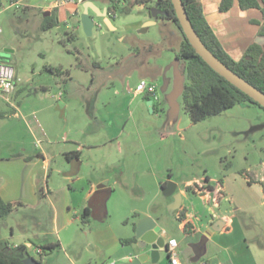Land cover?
<instances>
[{"label": "rangeland", "instance_id": "rangeland-1", "mask_svg": "<svg viewBox=\"0 0 264 264\" xmlns=\"http://www.w3.org/2000/svg\"><path fill=\"white\" fill-rule=\"evenodd\" d=\"M83 1L86 0H75L78 7L76 4L61 7L60 24L48 31L41 30L45 20L42 14L26 12L20 3L13 5L14 0L0 3V63L7 59L3 64L31 78L28 85L20 78L16 85L21 92L17 96L13 94L10 102L0 96V112L11 115L12 103L21 111L19 120L0 122V161L23 148L32 153L40 147L52 151L74 147L65 142L70 130L73 126L74 131L78 130L81 123L83 126L90 123L91 128L86 129L84 138L87 139L89 132L99 130L96 134L100 135L99 144L103 135L108 134L115 138V149L139 150L146 162L140 171L125 175L114 173V180L126 179L127 185L131 184L118 188L120 196L117 194L115 200L108 203L105 221L97 216L90 219L95 244L80 248L85 236L73 228L79 240L74 244L75 247L79 245L78 255L71 246H60L47 252L42 264H95L88 263L87 258L101 251L103 245L111 246V232L120 228L116 208L126 194L147 193L150 211L156 214L157 209L161 210L162 225L180 240L179 222L168 209L173 199L163 194L159 181L175 184L180 194L187 183L209 185L207 199L211 210H214L213 201L222 183L230 194V200L222 203L224 209L242 225L235 223L233 234L223 237L222 242L230 249L236 264H264V194L259 185L248 184L240 175L243 170L252 175L264 170V110L246 102L192 123L182 100L184 87L189 83L185 64L175 58L182 34L173 22L162 18L157 0L141 4L134 0H93L100 11L106 9L107 13H112L106 17L115 29H110L103 17L89 9L97 24L90 33L76 25L73 16L76 9L80 15L83 13ZM62 22H67L68 27ZM36 68L37 74L32 76L30 72ZM48 68H52V72ZM142 81L156 89V99L150 96L152 106L144 95L135 93ZM42 84L47 86V92L35 96V88ZM61 93L62 100L68 102L66 122L69 129H66L61 111L55 114L53 110L36 111L38 105H55ZM90 105L94 107L91 114ZM31 129L35 137L29 132ZM43 131H52L53 148L46 143ZM137 157H132L131 163ZM1 164L3 180L22 174L17 168ZM63 164V155L55 157L48 174L56 177L55 170L63 171ZM56 181L59 180L52 179L49 186H59ZM39 184L44 188L45 180ZM63 191L57 189L53 199L60 212L66 209L67 194ZM41 194L39 191V196ZM59 199H62L60 204ZM182 205L205 221L204 205L199 198L184 194ZM239 205L241 209L232 213ZM13 213L14 216L7 220H0V238L6 233L7 238L10 237L13 224L18 233L15 221L19 223L33 215V211L20 207ZM85 228L89 230L88 226ZM36 230L34 224L29 225V232H38ZM49 233L48 242L60 243L56 235ZM10 240L16 242V239ZM31 242L34 247L41 243L35 238ZM30 255L38 258L35 252ZM161 260L168 264L165 253L161 254ZM103 261L111 264L113 259L104 257Z\"/></svg>", "mask_w": 264, "mask_h": 264}, {"label": "crops", "instance_id": "crops-1", "mask_svg": "<svg viewBox=\"0 0 264 264\" xmlns=\"http://www.w3.org/2000/svg\"><path fill=\"white\" fill-rule=\"evenodd\" d=\"M6 1L7 0H0V3H5ZM58 1L59 0H18V3L26 9V12H32L35 15L42 14L44 19L54 16L59 25L62 15V13L60 14L59 12L60 8L63 6L65 7L67 4H76L77 7L79 5L77 2H74L61 4L56 7ZM199 1L202 5L203 13L209 26L213 30L225 52L233 60L238 61L243 56L246 49L253 43L264 46V35H260L259 26V23H262L264 18L259 9L253 8L242 10L239 6L238 0H233V5L230 10L227 12H220L219 5L221 0ZM87 2L94 5L93 0H86L82 3L85 4ZM104 11L107 10L105 9ZM88 14L95 21L89 11ZM73 16L76 25L82 27L78 21V18L80 17L78 9H76ZM104 20L110 29H115L114 25L107 17L104 18ZM62 23L66 25L65 28L68 27L67 22ZM96 26L97 24L95 22L94 27ZM11 52L14 53V51ZM5 61L8 60L5 59ZM13 69L17 79L20 80V78H22L26 85L30 84L31 78L27 73H19L15 67H13ZM36 70L37 68L31 70L30 73L32 76L37 74ZM47 90V86L42 84L35 88V96L39 94L44 95ZM20 92L21 89L16 85L14 94L16 93L17 96ZM0 96L2 97V95ZM59 96L60 99H57L55 105H38L36 111L46 112L53 110V114H55V112L59 110L61 111V117L66 122L68 102L62 100V93L59 94ZM4 100L8 102L6 98H4ZM11 105L14 110L13 113L7 115L6 118L0 120V122L4 120H19L21 117L19 107H16L13 103ZM92 110H94V107L93 105H90L89 114L92 113ZM67 124L68 122H66L65 125L66 129H69L70 125ZM83 125L84 124L81 123V126L77 128L78 130L76 131H74L75 127L73 126V129H71L68 134V138H65V142L75 145L74 147L70 146L55 151L40 147L39 150L32 152L34 154L23 148L20 150L21 152H16L1 158L0 164L4 162L7 166L17 168L22 174L18 177H13L10 180H3L0 175V198L8 203H20V208L33 211V215L29 217L28 220L21 219L19 223L15 221L18 233H15L13 224V227L11 226L9 230L10 237L7 238L8 234L6 233L2 236L3 238H0L1 248H4L7 244L9 248L14 249L19 255L25 256L28 254L30 257L34 258L30 255L31 253L33 254L35 252V254L38 255V251H41V246L52 244L47 241V236L51 235L49 233L51 232L60 240V243L57 242L59 247L62 246L65 248L66 246H71L75 249L73 252L78 255L77 252L79 245L75 247L74 244L79 240L77 236H75L76 230L73 228H76L81 235L84 234L83 236H85L84 243L80 245V248H88L92 244H95V239L92 238L93 228L90 219L93 216H97L100 221H105L107 218L108 203H110L111 200H115L117 194L120 196L118 188L124 187L125 184V187H128L131 184L129 183L127 185L128 181L126 179L123 181L114 180V173L118 172L119 174L125 175L126 173L129 174L140 171L143 167L142 164L146 162V159H143V156L139 154V150L115 149L113 146L115 138L108 134L103 135V140L101 144H99L100 135L98 134L96 136L97 131L99 130L89 132L87 139L86 137L84 138L83 136L86 133V129L88 130L91 128V124ZM24 126L27 129L29 128L25 123ZM29 132L32 136H36L32 129ZM43 136L46 139V143L53 148L55 138L52 135V131L47 133L43 131ZM36 147H38L37 144ZM59 155H63L65 158V164L62 166L64 170H55L57 174L55 177L48 174V167L52 160ZM132 157H137L134 163H131V161H133V159H131ZM126 161H129L130 163L128 164ZM4 163L1 165L3 166ZM107 171L112 172V174H104V172ZM60 173L62 175L61 177H59ZM256 176L264 177V170ZM55 178L56 180H59L56 181L57 184L59 183V186L52 188L49 186V182L52 181V179L55 181ZM44 180L45 187L43 188L39 183ZM164 183L166 184V182L159 181L158 184L160 190L163 189L162 185ZM188 184L191 183H187L184 186L186 187ZM252 185H259L263 191L264 182L263 187L257 183ZM222 188L226 196L220 200L218 206H213L214 210H211L208 206L210 202L207 199V195L205 197L189 195L200 199L204 205L202 211L206 216L205 221L202 222L201 218L195 215L194 212H191L189 208L184 205L187 209L186 217L194 227V234L192 237L186 238L183 234V225L179 224L178 231L181 234L180 240L171 236L166 227L162 225L159 218V215H162L161 210L159 211L157 209L156 214L150 211V202L146 199L147 193L136 195L126 194V198L120 200L118 203L119 207L116 208L120 228L111 232V246L107 247L106 245H103L101 251L93 253L91 257L88 256V263L94 262L95 264H105L103 259L104 257H108L113 259L112 263L114 262L117 264L124 258L128 257L131 252L135 254V247L131 244L124 245L121 243V240L133 238L136 223L145 217H150L157 223L158 227H160L162 237L166 243L170 239H175L177 241L176 251L180 264H199L204 261H210L212 263L214 260H217L216 264H223L226 260L230 261L231 264H236L231 256L230 249L222 242V240L223 237H228L233 234L235 223L240 227H242V225L240 221H237L235 216H229V212L224 209L225 207L222 203L230 200V194L224 189V186H222ZM54 189H58L59 191L64 190L63 192L67 194V199L65 201L66 209H62L61 212L57 206H55L53 200L56 191ZM39 191L42 192L40 195L41 197L39 196ZM184 194L186 195L187 193L185 191L181 192L182 196H184ZM61 200L62 199H59V201H57L58 204L61 203ZM84 209H87L89 212V220L86 223L82 222L81 219V214ZM240 209L241 207L239 205L232 210V213H235ZM13 214L14 213L10 214L2 220H7L8 217L14 216ZM219 221L224 222L221 230L215 229L216 224ZM30 224H34L37 229L36 231L38 232H29ZM85 226H88L89 230L86 229ZM225 227H227V230H224ZM45 229H48L46 231L49 234L44 232ZM33 238L40 239L41 243L39 247H34L31 242V239ZM10 239H16V242ZM100 253H103L104 255ZM163 253L166 254L168 259L167 252L162 251L156 264H164L161 260V254ZM34 259L37 260V258ZM169 263L168 259V264Z\"/></svg>", "mask_w": 264, "mask_h": 264}, {"label": "trees", "instance_id": "trees-1", "mask_svg": "<svg viewBox=\"0 0 264 264\" xmlns=\"http://www.w3.org/2000/svg\"><path fill=\"white\" fill-rule=\"evenodd\" d=\"M136 3H144L150 0H134ZM187 16L191 22L196 34L205 45V47L224 65H226L232 72L240 78L254 86L264 93V46L257 43L251 44L243 56L238 60H233L223 49L219 40L215 36L213 30L205 19L203 8L199 0H181ZM239 6L242 10L259 9L264 18V0H238ZM157 8L162 12V18L173 22L182 34V42L180 50L176 53L175 58L185 64V74L189 81L183 90V105L186 114L189 116L192 123L201 122L207 118L216 116L225 110H228L241 103H252L263 109L246 94L241 92L235 86L231 85L222 76L212 70L194 51L188 40L185 38L179 22L176 18L174 7L171 0H157ZM233 5V0H221L219 5L220 12H227ZM108 16L112 13L108 12ZM58 25V21L54 16L45 18L41 26V30L48 31ZM260 35H264V19L259 23ZM52 72V68H48ZM144 98L149 101L151 98L144 95ZM7 114L0 112V120L6 118ZM76 154V153H73ZM248 184H260L263 187L264 177H257L252 175L249 171L243 170L240 174ZM208 179L206 178V181ZM221 188L216 192L213 205L218 206L220 200L226 194L223 192L222 183ZM166 184L162 185L164 188ZM210 189L209 185H201L197 182L188 184L184 191L188 195H197L205 197L207 191ZM41 192V191H40ZM264 193V188H263ZM21 206L20 203L4 202L0 198V220L5 219ZM187 209L184 205L178 210L174 216L179 224L183 225V234L186 238H190L194 234V227L186 217ZM82 222L86 223L89 220V212L87 209L81 214ZM227 230V227L224 228ZM135 242L134 237L131 239H123L121 243L130 245ZM59 248V244H50L41 246V253L38 254L37 261L42 264L43 256L52 250ZM30 257L19 255L14 249L9 248L6 244L4 248L0 247V264H23V260ZM211 263L210 261H204ZM223 264H231L226 260Z\"/></svg>", "mask_w": 264, "mask_h": 264}, {"label": "water", "instance_id": "water-1", "mask_svg": "<svg viewBox=\"0 0 264 264\" xmlns=\"http://www.w3.org/2000/svg\"><path fill=\"white\" fill-rule=\"evenodd\" d=\"M171 3L174 7L180 28L196 54L217 74L264 108V93L232 72L205 47L193 29L181 0H171ZM84 5V11L78 18V21L84 30L90 33L94 27L95 21L88 14L89 9H93L97 12L99 17L106 18L108 14L106 11H100L90 2ZM148 105L152 106V101L149 100ZM162 191L166 197H171L173 199L168 209L172 216H175L182 206V195L176 192V185L173 183H167ZM223 225L224 222L219 221L215 229L221 230ZM134 239L135 242L131 245L135 247L136 253L134 254L131 252L128 257L124 258L118 264H156L160 258V253L162 251H167L165 240L162 237V231L157 223L150 217H145L136 223ZM216 263L217 260H214L211 264ZM23 264L41 263L32 257H27L23 260Z\"/></svg>", "mask_w": 264, "mask_h": 264}, {"label": "built area", "instance_id": "built-area-1", "mask_svg": "<svg viewBox=\"0 0 264 264\" xmlns=\"http://www.w3.org/2000/svg\"><path fill=\"white\" fill-rule=\"evenodd\" d=\"M74 0H59L56 3V7L61 4L74 3ZM13 5H18V0H14ZM55 7V6H54ZM19 82V79L15 77L14 70L7 66L6 64L0 63V95H3L4 98L9 102L11 96L15 92L16 83ZM136 94L152 96L156 99V89L153 85H150L144 81L139 83L136 88ZM177 241L175 239H170L167 242V255L170 264H180L177 256ZM41 253V251H38ZM111 264H115L114 262ZM199 264H211L201 262Z\"/></svg>", "mask_w": 264, "mask_h": 264}, {"label": "flooded vegetation", "instance_id": "flooded-vegetation-1", "mask_svg": "<svg viewBox=\"0 0 264 264\" xmlns=\"http://www.w3.org/2000/svg\"><path fill=\"white\" fill-rule=\"evenodd\" d=\"M165 245H166V249H167V243L165 242Z\"/></svg>", "mask_w": 264, "mask_h": 264}]
</instances>
